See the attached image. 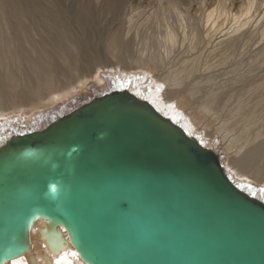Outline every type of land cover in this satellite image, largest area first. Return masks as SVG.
Listing matches in <instances>:
<instances>
[{
    "label": "water",
    "instance_id": "1",
    "mask_svg": "<svg viewBox=\"0 0 264 264\" xmlns=\"http://www.w3.org/2000/svg\"><path fill=\"white\" fill-rule=\"evenodd\" d=\"M5 136L0 264L40 241L53 252L70 244L87 264H264V199L127 90Z\"/></svg>",
    "mask_w": 264,
    "mask_h": 264
},
{
    "label": "bare ground",
    "instance_id": "2",
    "mask_svg": "<svg viewBox=\"0 0 264 264\" xmlns=\"http://www.w3.org/2000/svg\"><path fill=\"white\" fill-rule=\"evenodd\" d=\"M127 2H129V0L126 1V4L129 5L130 2L129 3H127ZM252 2H250V3L252 4ZM27 3H28V1H27ZM167 4H169L170 6H173L172 12L177 17V21H178L177 25H179L178 26L179 29L174 28L176 24H166L165 25V30L163 31V36L162 35L160 36L162 39V48L163 49L159 48V49H162V51L160 50L161 52L159 55H157V53L155 55V54H153V52L152 53L147 52V54L138 56L137 58H134V57L130 58L131 56L127 52L128 49H125V43H123L124 41L120 40V38H119L120 36H118L119 33L116 31L109 30L108 33L104 35V40H106L105 42H107V47L109 49V52L113 56V58L108 59V61H106L104 59V62L101 59H94V58H93V60L89 59V60H92V64L90 65L89 60L86 61L85 59L82 58L83 53H84V49H85L84 48L85 41L83 40V37L87 34L86 29H88V24L84 23L83 19H81L79 16L75 17L76 22H72L71 24H76L79 26V28H81V30L78 29V33L80 34V38H78V36L75 35L74 31L70 27L68 28V24H66V18H68L69 15L68 14L66 15L65 12H63V11H57V12L52 11L51 12L48 10H40L38 16L33 15L31 17H28V16H26V13L28 12V10L25 8V6H23L24 5L23 0H0V120L2 118L10 117L11 116L10 114H20L21 115L23 110H28V109L35 110L37 107L48 106L49 104H52L54 102V100H55L54 97L57 98V97H60L62 95H65V96L70 95L71 91L78 84L79 85L85 84L86 82H88L89 78H92V77L96 78V76H94V74H95V71L97 68L101 67L102 65H107L111 68V72L116 79H117V75H120V76L122 75L123 81H122L121 87L118 88V90H127V91L131 92L132 94H134L135 96H137L139 99H142V100H145L146 102H149L151 105L156 107V109H158L165 117L169 118L173 122L180 124L185 130L188 131L189 135H193L196 138V140H198L205 148H208V146H207L208 140H206V137L209 136L208 135L209 133L206 134L205 137H203L202 132H200V129H202L201 126L204 128L203 130H205V131H206V129H209V128L213 129V131H215V132L218 131L217 134L219 133L222 136V140L224 141L226 150L233 153L234 158L232 160V163L235 166V170L237 171L236 175H238L242 180L247 178V176H254V178H255V176L257 177L260 174H263L264 173V167L263 166L260 167L259 165L261 163H263L262 160L264 159V75L262 77L261 82H260V79L258 82H254L253 88H251V92H249V93H254V94L258 95V98H256L257 96L256 97L254 96L255 99L253 100L252 104H250L251 106L248 105L247 102H244L241 99L240 100L237 99L238 100L236 103L237 105L235 107V110L230 112V114H231L230 118H232V119L235 118L234 122L236 123V126H237V124H238V126L236 128L233 127L234 129L232 130L231 126H233L234 123H233V125L230 126V123H231L230 121L222 120L220 122L221 124H219L216 121L217 124H215L216 123L215 119L217 118V115H222V114H219L220 112L218 113L216 111V109H218V107H219L218 93L214 89L212 91H209L208 95L206 93L207 91L205 92L206 88L204 86L208 84L207 83L208 80L206 81L207 84H203L205 82L203 78H205L207 76L202 77L200 75L202 78L201 79L199 78V79L200 80L203 79V81H200V80H198V81H200L202 87L198 84V81H197V84L199 85L198 86L199 89L202 90L204 88V90H203L204 95H205V93L207 95V96L205 95V97L203 96V98L200 96V99H198V100H194V98L197 95V93H196L197 89H195L193 87V84L189 85L188 83L185 84L183 82V80H185L186 78H183V80H178L179 77H177V75H175L174 73H173L174 75L172 78L167 77L169 79V81L170 80L173 81V82L171 81L170 83H172L173 86H175L173 98L174 97L177 98V99L175 98L177 100V103L172 104L173 102L172 103L164 102V100L160 97V94H159L161 92L158 93L159 89L158 90L157 89L152 90L150 87L145 86L146 84L143 82L145 79L144 76L139 75L136 77V76L131 75V74L123 73L126 71L125 68H122L123 66L121 67V65L119 64V63H121L120 61H116L118 58H121V56H120L121 54L123 55L126 52L125 54L127 56H129V61L132 64L131 65L132 69L140 66L141 68L143 67L142 69H140L141 71H144V72L151 74V72H157V70L160 68L161 69L165 68V66L167 65V59L172 58V56L169 57L168 55H170L171 50H172V48H174V46H176V48H178L177 45L179 44L181 39H184L186 41V39H188L187 37L189 35H190L189 38L192 37L191 35L197 36V34L193 33L194 28L191 27L192 29L189 33L187 30V26L184 24L185 20H186L185 11L183 9H181L180 7L179 8L175 7L176 3L173 2V0H167ZM253 4H254V2H253ZM254 5H256V4H254ZM121 6L124 7V5L120 4V7ZM128 7H130V5ZM114 8H116V7H114ZM122 9H119L118 11H120ZM130 9H132V7H130ZM205 9H206V7H205ZM114 10H116V9H114ZM128 11L130 12V10H128ZM221 11H223V10H221ZM221 11L219 8L217 13L216 12H210L206 15L205 18L202 16V18H204L203 19L204 22H206V24H207L206 30L202 32V35L204 33L206 34V37L209 34L212 35V36L209 35L210 40H212L214 38L213 37L214 32H216L217 29L218 30L220 29V28H218L219 26L216 25L217 21L215 19L220 17ZM250 11H251V9H248V13H247L248 17L247 18H252ZM131 12H134V11H131ZM33 13H38V12L33 11ZM226 14H227V12H226ZM187 15H188V13H187ZM215 15H218V16L216 17ZM222 15H223V13H222ZM240 16H242V14H240ZM256 16H253V19H255ZM196 17H198V16H196ZM259 17L260 16H258V18ZM213 18H215V19H213ZM231 18L233 19L232 21L235 22L234 24H236L235 26L233 25L234 28L231 30H227L226 32L224 31L222 34L223 35L222 37L219 36L220 38H218V36H217L216 39L214 40L216 42L215 48L218 52L223 51L225 48H232V49L234 48L235 49V47L239 43V39L241 40V38L245 35V34H241L239 32H240L241 28L243 26H245L248 22L243 21L241 19V17L238 18V17L234 16V18H233V15ZM199 19H198V21H199ZM205 19L207 21H205ZM234 19H235V21H234ZM260 19L262 21L264 20L262 17H260ZM195 21H197V20H195ZM130 22H131V20H130ZM219 22H220V20H219ZM222 22H223L222 24H224V20ZM254 22H256V21H254ZM131 24H132V22H131ZM131 24H129L128 26H131ZM189 24H190V20H189ZM222 24H220V25H222ZM249 24H250V22H249ZM253 25H255V24H253ZM258 25L260 26V24H256L255 27H257ZM222 26H221V28L223 29ZM226 26H227V24H226ZM251 29H253V28L251 27ZM244 30H246L245 27H244ZM122 31L123 30H121V33H122ZM126 31H127V29H126ZM262 31H264V29ZM127 34H128V32H127ZM237 34H240V36H237ZM262 34H264V33L261 32V36H262ZM248 35H249V33H248ZM256 35H258V34H256ZM263 37H264V35H263ZM122 38H124V36ZM192 38L195 39V41L200 39V38H194V37H192ZM201 38H205V37H201ZM134 39H135V37H134ZM204 40H206V39H204ZM262 40L264 42V38ZM144 41H146L145 38H144ZM150 41H152V40H150ZM144 43L146 44L147 42H144ZM149 43H151V42H149ZM149 43H147V44L149 45ZM258 43L260 44L259 41H258ZM258 43H256L257 46L259 45ZM156 44H157V42H156ZM186 45L188 46V44H186ZM243 45H245V44H243ZM250 45H252V44H250ZM254 45H252V46L254 47ZM182 46H184V45H182ZM194 46H195V44H194ZM237 47H239V46H237ZM244 47L241 46V49L243 48V51H245ZM246 48H247V46H246ZM250 48H251V46H250ZM150 49L152 50V48H150ZM187 49L189 50L188 47H187ZM238 49H240V48H238ZM241 49H240V54H242ZM253 50H254V48H253ZM258 50H259V48H258ZM144 51H145V49H143V52ZM217 51H215V52H217ZM194 52L195 51H193V53ZM215 52H213V53H215ZM246 52H245V54H246ZM207 53H209V52H207ZM232 53H234L233 50H232L231 54ZM256 53L253 54L251 51L252 55H255ZM189 54L187 53V55H189ZM251 54H250V56H252ZM184 55H186V54L184 53ZM235 55L236 54H234V57H235ZM208 56H209V54H208ZM216 56H217V54H216ZM247 56H249L248 52H247ZM182 57H183V53H182L181 58ZM194 57H195V55H194ZM203 57H204V55H203ZM260 57L262 59L261 55H260ZM242 58H243V56H242ZM188 59H187V61H188ZM209 59L210 58H208V60ZM241 59H240V61H241ZM180 60H179V62H180ZM191 60L194 61L195 59L192 58ZM200 61H203V60L200 59ZM219 61H221V60H219ZM207 62H209V61H207ZM207 62H206V64H207ZM216 62H218L217 59H216ZM252 63H253V61L249 62V64H252ZM254 63H256V62H254ZM243 64H245L244 61H243ZM246 64H247V62H246ZM246 64H245V66H248ZM205 66H207V65H205ZM144 67H146V68H144ZM193 67H194V65H193ZM250 67H251V65H250ZM250 67H248V68H250ZM128 68H129V66H128ZM131 68H129V69H131ZM188 68H189V66H188ZM202 68H203V65H202ZM238 68L239 67H237L235 69H238ZM210 69L208 68V71ZM187 70L190 71V68ZM201 70H200V72H201ZM232 71H234V70H232ZM262 71H264V68ZM179 72H180V70H179ZM241 72H242V70H241ZM168 74H170V73H168ZM230 74L231 73H229V75ZM263 74H264V72H263ZM154 75H156V74H154ZM194 75H195V72H194ZM210 76H212V74ZM230 77L231 76H229L228 78H230ZM208 78H209V76H208ZM212 80H213V77H212ZM230 80H232V79H230ZM188 82H190V80ZM225 82H227V81H225ZM190 83H193V82H190ZM183 84L185 85V87L184 86L181 87ZM230 84H232V83L230 82ZM209 86L211 87V85H209ZM214 86H216V85H214ZM164 87H165V84H164ZM164 90H165V88H164ZM240 90L243 91V89H240ZM163 92H165V91H163ZM166 92H168V91H166ZM224 92L225 91H222L220 93V95L224 94ZM173 98H171V100ZM224 98H225V96H224ZM226 98H227V95H226ZM227 99H225V100H227ZM225 100L223 102L221 100L220 101H221V103H225L226 102ZM155 101H157V102H155ZM231 103H232V101H231ZM228 104L226 103L227 106H229ZM183 109L184 110L186 109L185 111L188 112V118H186V119H185V116H183L184 112L181 111ZM218 117H220V116H218ZM220 118L224 119V117H222V116ZM234 130L235 131L240 130V133L237 134V133H235ZM231 132H234L236 135H234V133L231 134ZM5 138H6V136L0 137V144H4ZM208 149H210V148H208ZM260 160H261V162H260ZM226 174H228L227 170H226ZM263 177H264V175H263ZM236 184H238V183L236 182ZM261 184H262V181H261ZM249 185H250L249 183L243 184L242 189L247 190V191L255 194L256 197L263 200L264 199V193H262L260 190L259 191H256V190L253 191L252 188L249 187ZM251 187H253V186H251ZM41 229H42V227L39 228L37 225H35L34 228L32 229V231H33L32 237H33L34 241L38 240L40 233H41ZM61 230H62V232L65 233V238L68 242L69 238H68L67 231L63 227H61ZM35 246H38L41 249V252L38 251L35 248ZM30 257H33L35 259V264H87L81 260L80 254L77 251V249L72 247L70 244L66 247L60 248L59 252H53L50 249V247L48 245H46V243L44 241H40V243L34 242V249L32 251H29L26 255H24L22 257L13 258L10 262H8L6 264H31L30 259H32V258H30Z\"/></svg>",
    "mask_w": 264,
    "mask_h": 264
},
{
    "label": "rangeland",
    "instance_id": "3",
    "mask_svg": "<svg viewBox=\"0 0 264 264\" xmlns=\"http://www.w3.org/2000/svg\"><path fill=\"white\" fill-rule=\"evenodd\" d=\"M27 1H28V3H27ZM126 1H128V0H37V1L36 0H34V1L33 0H23V4H24L23 6H25V8L28 10V12L26 13V16H28V17H31L33 15L38 16L40 10H48L51 12L52 11L53 12H57V11L65 12L66 15L67 14L69 15L68 18H66V24H68V28L70 27L74 31L75 35L78 36V38H80V34L78 33V29L81 30V28H79L78 25L71 24V23L76 22L75 17L79 16L81 19H83L84 23L88 24V29H86L87 34L83 37V40L85 41V43H84L85 49H84V53H83L82 58L85 59L86 61L89 59L93 60V58H94V59H101L104 62V59L106 61H108V59L113 58V56L111 55V53L109 52V49L107 47V42H105L106 40H104V35L107 34L109 30L116 31L119 33L118 36H120L119 37L120 40L124 41L123 43H125V49H128V51L127 50L126 51L131 56L130 58H132V57L137 58L138 56L147 54V52H151V53L153 52V54L156 55V53H157V55H159L163 49L162 48V39L160 36L161 35L163 36V31L165 30V25L166 24H176L174 27L175 29L178 28V26H179V25H177L178 24L177 17L172 12L173 6H170L169 4H167V0H129V2L131 4L129 2H127V3H129L130 7H132V9H130V7H128L129 5L126 4ZM209 1L210 0H173V2L176 3L175 7H178V8L180 7L186 13V20H185L184 24L187 26L188 32L190 33L191 29L194 28L193 33L197 34L198 37L194 36V35H191V36L194 38H200V39L195 41V39H193L192 37L189 38L190 35L187 37L188 39H186V41L184 39H181L179 44L177 45L178 48H176V46H174V48H172V50H171L170 55H168L169 57L172 56V58L167 59V65L165 66V68H162V69L160 68L157 70V72H151V74L144 72V71H141L140 69H142L143 67L141 68L140 66L132 69L131 68L132 64L129 61V56H127L125 54L126 52L123 55L122 54L120 55L121 58H118L117 60L116 59L115 60L120 61L121 63H119V64L121 65V67L123 66L122 68H125L126 71L124 70L125 72H123V73L131 74V75H134L136 77L139 75L144 76L145 79L143 82L146 84L145 86L150 87L152 90H156V89L158 90L159 89L158 93L161 92L159 94H160V97L164 100V102H168V103L173 102L172 104L177 103V100H176L177 98L176 97L173 98L175 86H173V84L170 83L172 80L169 81V79H168L170 77L172 78L174 74L177 75V77H179L178 80H183V78H186L185 80H183V82L185 84L188 83L189 85L193 84V87L195 89H197L196 90L197 95L194 98V100L200 99V96L202 98H203V96L205 97L206 93L208 95L209 91H212L214 89L218 93V103H219V107H218V109H216V111L218 113L220 112L219 114H222V115H217L215 122L217 121L219 124H221L220 122L222 120L230 121L231 122L230 126L233 125V123H234V125L231 126L232 130H233L234 128H236L238 126V124L236 126V123L234 122L235 118H233V119L230 118L231 117L230 112L235 110V107L237 105L236 103L238 100L241 99L244 102H247L248 105H250V104H252L253 100L255 99L254 96L255 97L257 96L256 98H258L257 94L249 93V92H251V88H253L254 82H258L259 79L261 82L262 77L264 75L263 74L264 71H262L264 68V62H263L264 61V42L262 40L264 38L263 37L264 34H262V36H261V32L264 33V31H262L264 29V20L262 21L260 19V17H262L264 19V0H261V1L260 0H258V1L257 0H211L210 2ZM252 1L256 5H254ZM250 2H252V4ZM120 4L124 5V7L123 6L120 7ZM113 6L116 8H114ZM205 7H206V9H205ZM219 8H220V11L223 10V11H221L220 17L217 19H215V18H213V19H215L217 21L216 25L219 26L218 28H220V29L219 30L217 29V31L214 32V35H213L214 38L212 40H210L209 39L210 34L207 35L208 38L206 37L205 33L203 34L204 36L202 35V32L206 30V25H207L203 19L210 12H216L217 13ZM114 9H116L117 11L119 9H122V10L117 12ZM248 9H251L250 14L252 15L251 16L252 18H247L248 17V15H247ZM128 10H130V12ZM33 11L38 12V13H33ZM131 11H134V12H131ZM226 12L229 16L226 14ZM187 13H188V15H187ZM222 13H223V15H222ZM240 14H242V16H240ZM232 15H233V18H234V16H236L238 18L241 17V19L243 21L248 22L245 26H243L241 28V30L239 32V33L245 34V35L241 38V40L239 39V43L237 45L239 47L236 46L235 49L234 48L233 49L232 48H225L226 49V50L224 49L225 51L223 50L221 52H218L215 48L216 42L214 40L216 39L217 36H218V38L222 37L223 36L222 34L224 31L226 32L227 30H231L234 28V26L236 24H234L235 22L232 21L233 20L231 18ZM196 16H198V17H196ZM202 16L204 18H202ZM215 16L217 17L218 15H215ZM253 16H256V18L254 17L255 19H253ZM258 16H260V17L258 18ZM197 18L198 19L200 18L199 21ZM130 20H131L132 24H131ZM189 20H190L191 25L189 24ZM195 20H197V21H195ZM219 20H220V22H219ZM223 20H224L225 25L222 24ZM205 21H207V20L205 19ZM234 21H235V19H234ZM254 21H256L257 23ZM249 22H250V24H249ZM129 24H131L132 27L128 26ZM220 24H222L223 26ZM226 24H227V26H226ZM253 24H255V25H253ZM256 24H260V26L258 25L259 27L258 26L255 27ZM221 26L223 27V29L221 28ZM250 26L253 29H251ZM244 27L246 30H244ZM126 29H127V31H126ZM121 30H123L122 33H121ZM127 32H128V34H127ZM254 32L258 35H256ZM248 33L250 36L248 35ZM123 36H124V38H122ZM210 36H212V35H210ZM237 36H240V34H237ZM134 37H135V39H134ZM201 37H205V38H201ZM144 38L146 41H144ZM204 39H206V40H204ZM150 40H152V41H150ZM155 41L157 42V44ZM258 41L260 42V44L258 43ZM144 42H147V43L151 42V43H149V45H148L147 43L145 44ZM256 43H258L259 45L257 46ZM186 44H188V46ZM194 44H195V46H194ZM243 44H245V45H243ZM248 44L249 45L255 44V45H254V47L252 45H250L251 46V48H250V46ZM182 45H184V46H182ZM241 46H243V47L245 46L244 47L245 51H243V48L241 49ZM246 46H247V48L248 47L249 48L247 49ZM187 47L189 48V50L187 49ZM252 47L254 48V50ZM260 47L261 48L263 47V48L261 49ZM150 48H152V50ZM159 48H162V49H159ZM238 48H240L242 50V52H241L242 54H240V49H238ZM258 48H259V50H258ZM143 49H145L144 52H143ZM214 50L217 52H215ZM232 50L234 51V53L231 54ZM193 51H195V52L193 53ZM246 51L248 52L249 56H247ZM251 51L253 54L256 52L257 53L255 55H252ZM186 52L188 54L189 53L190 54L187 55ZM207 52H209V53H207ZM213 52H215V53H213ZM245 52H246V54H245ZM182 53H183V57L181 58ZM184 53L186 55H184ZM208 54H209V56H208ZM216 54H217V56H216ZM234 54H236L235 57H234ZM250 54L252 56H250ZM194 55L196 58L194 57ZM203 55H204V57H203ZM238 55L239 56L241 55V56L239 57ZM260 55L262 56L263 60L261 59ZM242 56H243V58H242ZM192 58L195 60L194 61L191 60ZM208 58H210V59L208 60ZM187 59H188V61H187ZM200 59H202L203 61H200ZM216 59L219 63L216 62ZM218 59L221 61H219ZM240 59H241V61H240ZM92 60H89L90 65L92 64ZM179 60L181 63L179 62ZM207 61H209V62H207ZM243 61L245 62V64L247 62L246 65H248V66H245V64H243ZM250 61H253V63L249 64ZM206 62H207V64H206ZM254 62H256V63H254ZM126 64L131 69H129ZM193 65H194V67H193ZM202 65H203L204 69L202 68ZM205 65H207V66H205ZM250 65H251V67H250ZM188 66L190 68V71L187 70V69H189ZM237 67H239L238 69L240 71L238 69H235ZM248 67H250V68H248ZM144 68H146V67H144ZM208 68L209 69L211 68L210 70L212 72L210 70H209L210 71L209 72ZM231 69L234 70L235 72L232 71ZM179 70H180V72H179ZM200 70H201V72H200ZM241 70H242V72H241ZM194 72H195V75H194ZM168 73H170V74H168ZM229 73H231V74L229 75ZM154 74H156V75H154ZM211 74H212V76H210ZM200 75L202 77L207 76V77L203 78L205 81L203 84L208 83L209 85H211V87L208 84L204 86L206 88L205 92L207 91L205 93V95H204V91H203L204 88L201 90L198 87L199 85L201 86L200 81H203V79L200 80L202 78ZM94 76H96V78L95 77L89 78L88 82H86L85 84H81L82 86L78 84L71 91L70 95H68V96L62 95V96L57 97V98L54 97V99H55L54 102L52 104H49L48 106L37 107L35 110H31V109L23 110L21 115L20 114H10L11 115L10 117L2 118L0 120V137H4L5 135H19V134L21 135L24 133H28V132L38 130V128L43 127L46 123H49L52 120L56 119V117L63 115V114L67 115L68 112H72L74 109L80 107L81 105H85L92 98L97 97V96H101V95H105V93H108V92H111V91H114V90L120 88L122 81H123L122 75L121 76L117 75V79H116L111 72V68L107 65H102L101 67L97 68ZM208 76H209V78H208ZM229 76H231L232 78L231 77L228 78ZM212 77H213V80H212ZM230 79H232V80H230ZM189 80H190V82H193V83L188 82ZM198 80H200V81H198ZM207 80H208V82L206 83ZM197 81H198L199 85L197 84ZM225 81H227V82H225ZM230 82L232 84H230ZM164 84H165V87H164ZM214 85H216V86H214ZM183 86L185 87L184 84L181 87H183ZM164 88H165V90H164ZM240 89H243V91H241ZM163 91H165V92H163ZM166 91H168V92H166ZM220 91L221 92L225 91V92H224V94L220 95V93H221ZM226 95H227V98L229 97L228 99L226 98ZM224 96H225V98H224ZM170 97L173 98L172 99L173 101L171 100ZM225 99H227V100H225ZM220 100L222 102L225 100L226 102L221 103ZM231 101H232V103H231ZM155 102H157V101H155ZM226 103L227 104L229 103L228 104L229 106H227ZM185 110L183 109L181 111L184 112L183 116H185V119H186V118H188V112ZM218 116H220V117L222 116V117H224V119L223 118L221 119ZM217 122L215 124H217ZM201 128L202 129H200V132H202L203 137H205V135L209 133L208 134L209 136L206 137V140H208V144H207L208 148H212L213 150H215L220 155L219 157H221L227 172L230 174L232 179H234V181H236L238 184H242V185L245 183H249V184L251 183L250 185H252L254 187V190H256V191H259L260 189L264 188V182H263L264 181L263 180L264 179V177H263L264 173L257 176L258 178L256 176H255V178H254V176H247V178L242 180L238 175H236L237 171L235 170V166L232 163V160L234 158L233 153L226 150L224 141L222 140V136L219 133L217 134L218 131L215 132L211 128L206 129V131L203 130L204 128L202 126H201ZM238 131H235V133L239 134L240 130H238ZM233 133L234 132H231V134H233ZM235 133H234V135H236ZM260 162H261V160H260ZM262 162L264 163V159L262 160ZM263 163H261L259 166L264 167ZM260 180L262 181V184H261Z\"/></svg>",
    "mask_w": 264,
    "mask_h": 264
},
{
    "label": "flooded vegetation",
    "instance_id": "4",
    "mask_svg": "<svg viewBox=\"0 0 264 264\" xmlns=\"http://www.w3.org/2000/svg\"><path fill=\"white\" fill-rule=\"evenodd\" d=\"M106 94V93H105ZM101 96H104V95H101ZM101 96H97V97H101ZM94 98H96V97H94ZM94 98H92V99H94ZM91 99V100H92ZM91 100H89V101H91ZM88 101V102H89ZM87 104V103H86ZM82 106V105H81ZM71 112H68L67 114H70ZM64 115H66V114H63V115H60V116H58V117H56V119L57 118H59V117H61V116H64ZM56 119H54V120H56ZM54 120H52L50 123H46L44 126H47L48 124H51V123H53L54 122ZM44 126L43 127H41L40 129H44ZM39 130V129H38ZM38 130H35V131H38Z\"/></svg>",
    "mask_w": 264,
    "mask_h": 264
},
{
    "label": "trees",
    "instance_id": "5",
    "mask_svg": "<svg viewBox=\"0 0 264 264\" xmlns=\"http://www.w3.org/2000/svg\"><path fill=\"white\" fill-rule=\"evenodd\" d=\"M49 123H50V122H49ZM48 125H49V124H48ZM48 125H47V126H48ZM45 127H46V126H44V128H45ZM38 129L41 130L40 128H38ZM32 132H33V131H32ZM28 133H29V132H28ZM216 153H217V152H216ZM217 154H218V153H217ZM218 155H219V154H218ZM219 156H220V155H219Z\"/></svg>",
    "mask_w": 264,
    "mask_h": 264
},
{
    "label": "snow or ice",
    "instance_id": "6",
    "mask_svg": "<svg viewBox=\"0 0 264 264\" xmlns=\"http://www.w3.org/2000/svg\"><path fill=\"white\" fill-rule=\"evenodd\" d=\"M260 191H261L262 193H264V188L260 189Z\"/></svg>",
    "mask_w": 264,
    "mask_h": 264
}]
</instances>
